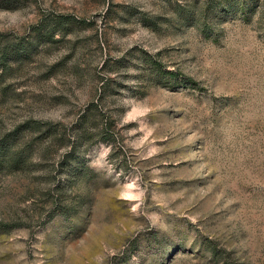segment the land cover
I'll return each instance as SVG.
<instances>
[{
  "label": "rangeland",
  "instance_id": "1",
  "mask_svg": "<svg viewBox=\"0 0 264 264\" xmlns=\"http://www.w3.org/2000/svg\"><path fill=\"white\" fill-rule=\"evenodd\" d=\"M223 1L0 0V264H264V0Z\"/></svg>",
  "mask_w": 264,
  "mask_h": 264
},
{
  "label": "trees",
  "instance_id": "2",
  "mask_svg": "<svg viewBox=\"0 0 264 264\" xmlns=\"http://www.w3.org/2000/svg\"><path fill=\"white\" fill-rule=\"evenodd\" d=\"M227 1L224 0L223 2H227ZM249 1L250 0H240V3L242 7L244 8L246 7L245 4L248 3ZM36 126H39L38 123L37 125H35V128L37 129L41 128V127H36ZM47 132L51 134L53 132L55 133V130L49 127ZM25 141H27V139L23 140L22 138L20 139L16 136H13V137H9L5 139L4 141L0 142V169L4 166L5 160L11 164L13 163L16 166L25 164V162H27L26 158L28 155L26 154V152L28 153L30 151H29V148L24 150L25 147L23 145L27 144Z\"/></svg>",
  "mask_w": 264,
  "mask_h": 264
}]
</instances>
